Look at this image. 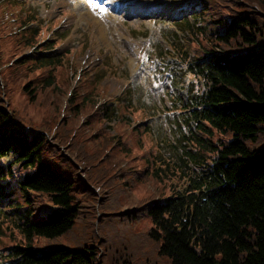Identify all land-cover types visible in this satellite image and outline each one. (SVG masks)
<instances>
[{
    "label": "trees",
    "instance_id": "16d2710c",
    "mask_svg": "<svg viewBox=\"0 0 264 264\" xmlns=\"http://www.w3.org/2000/svg\"><path fill=\"white\" fill-rule=\"evenodd\" d=\"M211 1L214 31L206 35L197 21L205 0H194L187 18L193 22L180 24L194 38V54L169 44L190 101L179 99V105L193 124L184 137L186 164L181 158L171 176L160 175L168 163L157 160L163 170L151 165L154 156L143 168L120 166L121 158L135 154L127 144L132 138L109 136L102 126L115 118L111 101L94 99L103 89L99 95L95 86L86 88L81 99L73 90L66 110L56 98L36 102L39 85L42 91L53 81V89L58 86L54 76L38 73L60 68V60L26 65L11 59L0 72V195L8 200L0 208V237L8 236L0 264H264V0ZM4 4L0 38L21 33L27 48L35 38L26 30L38 17L16 1ZM83 113L88 118L77 125ZM131 130L141 143L147 129ZM51 133L57 146L48 143ZM149 178L157 194L135 190L136 202L125 209L124 190ZM170 181L177 185L163 189ZM2 220L9 222L5 228Z\"/></svg>",
    "mask_w": 264,
    "mask_h": 264
},
{
    "label": "rangeland",
    "instance_id": "374dc122",
    "mask_svg": "<svg viewBox=\"0 0 264 264\" xmlns=\"http://www.w3.org/2000/svg\"><path fill=\"white\" fill-rule=\"evenodd\" d=\"M6 1H16L22 9H30V13L36 15L38 20L26 30V36L33 34L35 38L27 48L23 37H19L21 33L0 38L2 42L5 41L0 49V72L10 67L11 59H23L22 63L26 65L37 59H50L56 63L60 60V68L48 67L38 73L41 78L46 74L47 77L54 76L58 83L54 89V81L50 88L44 86V91L41 90L42 85L37 87L36 102L39 105L45 100L52 102L56 98V101L61 102L60 107L66 110L67 100L73 90L75 97L81 99L86 88L95 86L99 95L103 89V94L94 99L101 105L111 101L109 104L115 118L106 119L102 126L109 136L132 138L127 140V144L133 147L132 152L135 154L128 153L126 158H121L120 166L127 165L131 170H135L136 166L143 168L153 156L154 162L152 160L151 165L155 169H164V165L157 160L169 165L160 172L162 176L177 173L181 168L174 165L182 164L181 158L185 166L187 159L182 154L189 150V145L184 137L189 135V128L193 124L188 113L179 105V99L183 104H189L190 101L187 89L184 90L179 84L185 82L186 78L183 75L181 77L177 65L171 60L169 44L179 43L189 57L194 54L191 48L194 38L187 36L186 26L180 25L191 16L193 1L0 0V6H5ZM205 4L206 7L199 12L202 20L198 16L197 21L201 22L202 29L208 35L209 30L214 31L216 27L211 20L213 3L205 0ZM215 5L219 6L220 3ZM187 20L193 22L194 19L192 17ZM83 82L90 84L83 87ZM118 96L119 100H115ZM126 106H130L133 113L129 110L122 113V107ZM28 112L29 118L34 119V111L28 109ZM61 115H67V111L61 112ZM59 118L62 119V116ZM87 118V113H83L75 119L77 125ZM120 118L126 119V122L121 123ZM139 125L147 129V133L141 136L140 145L137 141L138 133L131 130ZM92 130L93 127H89L84 132L89 134ZM51 135H47L48 143L57 146ZM152 147L154 155L152 153L149 156ZM58 150L62 157L75 164L65 147H58ZM138 153L143 154L140 159ZM79 177L84 181L82 173H79ZM156 183L149 178L146 183H138L134 190L132 188L133 191L131 188L126 192L124 190L125 209H130L136 202L139 193L135 190L141 192L144 187V191H153L156 195ZM169 184L174 187L177 182H165L162 184L163 189ZM87 187L99 198L98 189L89 184ZM0 196L3 197H0L2 208L8 200L6 195ZM8 224L2 220L1 227L5 228ZM6 237H0V249L6 247L3 241L6 239H2Z\"/></svg>",
    "mask_w": 264,
    "mask_h": 264
},
{
    "label": "bare ground",
    "instance_id": "6f19581e",
    "mask_svg": "<svg viewBox=\"0 0 264 264\" xmlns=\"http://www.w3.org/2000/svg\"><path fill=\"white\" fill-rule=\"evenodd\" d=\"M97 27H98V25H97Z\"/></svg>",
    "mask_w": 264,
    "mask_h": 264
}]
</instances>
